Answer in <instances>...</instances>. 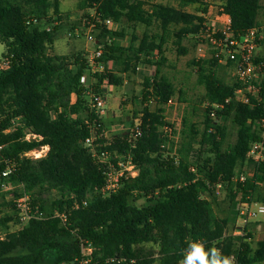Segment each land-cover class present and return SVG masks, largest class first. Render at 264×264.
Instances as JSON below:
<instances>
[{"label":"trees","instance_id":"16d2710c","mask_svg":"<svg viewBox=\"0 0 264 264\" xmlns=\"http://www.w3.org/2000/svg\"><path fill=\"white\" fill-rule=\"evenodd\" d=\"M167 1L177 6L146 0L79 3L86 22L100 29L97 40L103 50L97 64L105 68L92 74L97 83L90 86L81 82L93 70L82 54L65 58L49 53L61 29L56 25L62 15L59 0H0V43L3 61L9 62L0 71V172L12 170L8 178L0 176V191L3 184L14 187L13 200L0 204V264H79L84 245L94 248L89 264H178L182 250L197 240L235 257L236 264H264V238L254 245L250 233L235 234L230 219L236 201L264 203V163L254 164L249 156L251 144L261 139L255 124L264 117V92L261 101L243 104L237 98L241 86L220 78L216 59L193 60L197 83L205 90L200 128L198 110L164 74L165 48L174 39L182 56L188 54L185 38L205 41L202 15L210 0ZM192 6L203 11L188 12ZM222 9L240 38L261 24L264 7L262 0H223ZM107 20L121 28L109 30ZM42 24L54 27L48 32ZM138 25L147 29L142 37L133 34L129 45L117 44L128 37L126 27L135 31ZM141 65L155 71L142 84L139 126L113 143L98 139L93 155L85 140L92 132L99 136L105 125L91 108V95L100 94L105 83L121 86L123 76L135 74ZM175 98L186 105L180 144L169 142L165 129L166 106ZM229 123L237 138L225 148ZM27 134L39 139L27 142ZM42 147L49 149L46 156L24 157ZM116 155H131L138 174L124 176L115 193L104 195ZM246 165L254 176L240 184L235 176ZM218 186L228 202L224 216L215 208ZM24 194L41 216L13 231L20 224L14 200Z\"/></svg>","mask_w":264,"mask_h":264},{"label":"rangeland","instance_id":"374dc122","mask_svg":"<svg viewBox=\"0 0 264 264\" xmlns=\"http://www.w3.org/2000/svg\"><path fill=\"white\" fill-rule=\"evenodd\" d=\"M82 0H61L63 15H61V22H59V30L56 35L55 43L52 48H50L49 53L53 56L67 57L71 58L77 54H82L86 59L89 60V57L94 53L97 46L94 43H89L86 39V19L85 13L80 11L78 8L79 3ZM148 3L152 4H169L167 0H146ZM173 6H177L176 3H170ZM222 4L223 0H210L207 6V13L202 15L204 16L207 22L212 24V26H219L217 22V17L222 13ZM262 5L264 7V0H262ZM203 7L192 6L187 8L188 12L197 13L203 11ZM260 23L264 25V10H262L260 16ZM41 28H53L54 25H40ZM121 28V25L115 24L111 30L117 31ZM136 30L133 31L126 27L127 38L125 40L118 39L115 40L117 44L129 45L131 36L135 34L137 37H142L143 34L147 31L146 27L143 25H138L135 27ZM157 31L155 28L150 31ZM78 31L77 35L69 37L71 32ZM174 39L170 40L165 48V57L167 63L164 67V74L175 84V86L183 90L186 94V99L188 103L193 108H196L197 114L195 121L198 123L199 127L202 128L203 122V106L201 102L205 94L203 87L199 86L197 83V73L195 68L192 67L193 60H203L206 58H213L212 53L213 49L207 47L205 54L201 55L198 51L199 43L191 38L187 37L183 40L184 46L188 49L187 55H179L177 48L174 45ZM5 52V47L0 43V63L3 61V54ZM96 66V67H95ZM101 64H96L93 67V70L88 72L85 76L86 85H95L97 81L92 77V74L95 72L101 71ZM155 67L150 65H141L135 74L124 75L123 83L119 87H110L107 83L101 86V93L106 101V106L103 116V123L105 125L106 137L105 141L113 143L115 140L123 137L124 135H129L133 130L134 126L140 124L142 115V104H141V94H142V84L144 78L147 76H152L154 74ZM231 71L226 67H220L218 73L220 78L226 83H233V75ZM90 101V96L88 95ZM75 101V97H74ZM178 103L177 99H174ZM186 105L179 104L176 106H166V121L169 125L165 128L169 142H174L175 144H180L181 137V123H178L179 118L183 117L184 108ZM89 110H91L89 105ZM177 113V115H176ZM227 141L225 148L231 144H234L237 138V130L232 124H228L227 130ZM28 141L35 140L33 136H30ZM27 141V142H28ZM169 148V147H168ZM49 149L40 148L32 152V155L29 156L32 159H39L47 155ZM249 166L240 167L238 171H248ZM262 192L264 193V185L262 186ZM218 204L216 205V212L219 216H224L225 211L227 210L228 202L226 201V195L224 192L217 194ZM55 197L54 194L46 196L48 202L47 206L50 209L51 200ZM13 193L7 191H0V204L8 203L13 200ZM143 204L139 202L138 205ZM241 204L236 201L231 205L230 208V219L232 220V230L238 232L242 230L241 222L238 218L237 211ZM5 212L11 213L13 209L6 208ZM19 226H13L12 230H18ZM246 230V232H245ZM244 230V234L250 233L253 238L251 242L256 245L257 242L264 238V215H259L256 219L252 220L249 225ZM151 246V245H150ZM156 248V246H154Z\"/></svg>","mask_w":264,"mask_h":264},{"label":"built area","instance_id":"2783aa9c","mask_svg":"<svg viewBox=\"0 0 264 264\" xmlns=\"http://www.w3.org/2000/svg\"><path fill=\"white\" fill-rule=\"evenodd\" d=\"M219 26H212L209 22L205 23L202 37L205 41L199 43L198 51L201 55L205 54L206 48L213 49L212 57L217 60L220 67H226L233 75V82H237L241 87L237 91V98L246 105H251L252 100L261 101L262 93L264 92V25L260 24L250 29L244 36L238 38L232 31L231 16L222 10V13L217 17ZM116 23L111 20L105 22V26L111 30ZM46 31H52V28H44ZM86 39L89 43H94L97 48L89 57V63L94 67L97 60L102 58L103 50L99 46L97 35L99 30L96 25L86 22ZM113 31V30H111ZM78 31L71 32L69 37L77 35ZM112 66V64H110ZM9 67L8 61L0 63V71ZM96 67V66H95ZM105 68L101 66V71ZM82 83L86 82V78L82 77ZM91 108L95 109L99 115L102 116L105 110L106 101L100 94L91 95ZM178 105L174 99H171L167 106ZM177 115V113H176ZM103 117V116H102ZM182 118H179L180 124ZM13 124L17 126L19 120H14ZM139 124L136 125L138 127ZM137 135H139V128ZM255 129L260 135V141L251 144L249 150L250 159L254 164L264 163V117L255 124ZM33 136L37 141L39 138L33 134H27L25 141ZM106 131H102L99 136L91 133V136L85 140V146L90 149L93 155H96V148L98 139L105 141ZM31 141V142H33ZM30 142V141H28ZM107 144V143H106ZM1 150V147H0ZM30 151L24 154V157L32 159ZM117 164L109 165L106 173V185L102 192L104 195H111L115 193L120 187V180L124 176L135 177L138 174L137 165L133 162L131 155H116ZM250 167V166H249ZM12 173L11 169L0 172V176L8 178ZM254 176V170L250 167L247 171H238L235 180L240 184H245ZM2 190L13 193L14 187L11 185H4ZM221 186H218L216 193L220 194ZM19 217V228L22 229L29 224L32 219L38 218L41 215L35 211L32 206V201L29 195H22L14 200ZM238 218L241 222L242 230L235 234L243 235L244 230L249 223L256 219L259 215H264V203L254 202L251 204L241 205L237 211ZM66 222V216L55 213ZM84 259L79 264H89L90 256L93 254L94 248L91 245H84L83 248Z\"/></svg>","mask_w":264,"mask_h":264},{"label":"clouds","instance_id":"9594fccd","mask_svg":"<svg viewBox=\"0 0 264 264\" xmlns=\"http://www.w3.org/2000/svg\"><path fill=\"white\" fill-rule=\"evenodd\" d=\"M182 257L178 264H236L235 257L223 255L216 247L206 248L202 240L189 242Z\"/></svg>","mask_w":264,"mask_h":264},{"label":"crops","instance_id":"0c3cea01","mask_svg":"<svg viewBox=\"0 0 264 264\" xmlns=\"http://www.w3.org/2000/svg\"><path fill=\"white\" fill-rule=\"evenodd\" d=\"M60 1V3H61V0H59ZM61 8H62V5H61ZM61 14L63 15V11H62V9H61ZM56 25H59V23H56ZM45 148V147H44ZM48 149V148H47Z\"/></svg>","mask_w":264,"mask_h":264}]
</instances>
